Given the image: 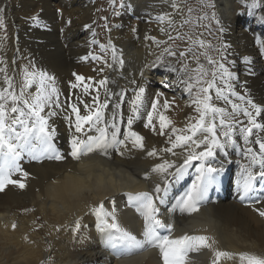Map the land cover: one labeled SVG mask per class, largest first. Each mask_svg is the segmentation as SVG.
Here are the masks:
<instances>
[{
  "label": "snow or ice",
  "instance_id": "6c2138e0",
  "mask_svg": "<svg viewBox=\"0 0 264 264\" xmlns=\"http://www.w3.org/2000/svg\"><path fill=\"white\" fill-rule=\"evenodd\" d=\"M161 2L172 9L155 17L158 24L165 25L159 31L167 39L158 40L154 36L146 39L152 40L158 48L169 45V42L175 45L178 40L186 42L188 47L178 50L177 45V50H174L171 45L166 46L154 61L145 64L140 72L142 79L145 71L164 68L175 74V81L162 80L160 89L147 101L145 87L138 86L134 99L128 102L129 114L126 116L121 111L126 89L112 91L108 87L110 78L104 75L106 71L122 75L125 63L122 52L118 51L111 38L107 44L92 40L93 44H99L102 55L89 53L81 57L83 61L91 59L100 65L93 69L100 78H86L73 73L76 83H71L70 87L81 89V93L64 100L54 86L55 77L37 69L31 58H26L27 62L19 71L15 67L10 71L8 59L0 55V193L10 185L27 188L29 172L21 165L25 157L32 161L70 160L80 166L75 169L68 167L66 175L52 181V187L44 196L51 206L60 202L56 199L58 185L63 184L68 189L65 201L78 195L85 187L110 186L113 177L99 173L90 166L88 158L110 157L113 151L124 157L131 145V150H139L146 157L159 160L142 176L144 181L152 184L149 191L124 193L127 205L143 219V229L134 234L122 225L119 219L122 209L115 197L106 198L107 206L104 200L88 206L89 213L96 218V229L104 250L118 260H129L157 249L161 264H190V254L208 250L212 253L211 264L237 259L239 264H264V255L236 254L219 249L211 235L188 232L176 235V215L183 217L199 213L209 202L210 192L220 190L226 165L231 163L229 149L240 150L245 161L240 165L235 181L239 201L264 217V207H257L264 205V106L254 102L250 91L238 84L233 71L236 61L229 59L226 43L213 46L201 38L203 33L194 38V28L183 31L186 26L193 25L194 9L185 0ZM245 5L253 10L252 15L255 16L256 10L264 9V0H245ZM8 6L0 0V31L6 32ZM109 7L112 15L116 16L120 14L118 9H127L129 5L125 0H109ZM203 8L215 9V3H204ZM211 18L218 26L221 25L215 11ZM104 19V27L110 32L108 17ZM197 19H208V14ZM258 20L264 24V14ZM29 22L39 25V15H32ZM86 27L91 28L92 25ZM132 31L136 32V28ZM218 31L223 32V26ZM92 36H96L95 31ZM6 38L5 35L3 39ZM0 43H3L2 39ZM163 53L174 60H166ZM189 58L194 66L185 63ZM244 61L251 64L250 57H244ZM12 63L15 65L16 61ZM129 82L135 83V79ZM175 85L187 93V105L196 113L185 117L183 127H177L168 115L179 107L176 97L168 94ZM85 96L90 99L85 100ZM56 117H62L68 125L70 150L64 153L54 142L58 136ZM140 119L146 120L144 127L152 134L164 138L161 148L153 146L146 149V137L133 130L134 123ZM125 121L127 132L122 133L121 124ZM188 176L193 177L189 187L181 195L174 196L173 189ZM53 228L56 232L61 231L59 226L53 225ZM12 229H16L15 223ZM80 229L81 218L77 217L70 230L77 233ZM41 264H55V260L49 256Z\"/></svg>",
  "mask_w": 264,
  "mask_h": 264
},
{
  "label": "bare ground",
  "instance_id": "6f19581e",
  "mask_svg": "<svg viewBox=\"0 0 264 264\" xmlns=\"http://www.w3.org/2000/svg\"><path fill=\"white\" fill-rule=\"evenodd\" d=\"M4 2L10 5L6 9L5 17L9 31L6 39H3L5 36L0 35V39L3 40V43H0V49L3 50L0 55L8 59L10 71L13 67L19 71L27 62L26 58H31L37 69L55 77L54 86L59 89L62 100L81 93V89L70 87L71 83H76L73 73L86 78H100L93 70L100 65L91 59L88 61L81 59L89 53L102 55L99 44L92 43L93 39L107 44L108 39L111 38L118 51L122 52L125 62L121 70L122 75L110 71H106L104 75L109 76L108 87L112 91L126 89L125 102L121 108L125 116L129 114L128 102L134 99L138 86L145 87L147 101L160 89L162 80L175 81V74L168 73L164 68L145 71L144 79L140 76L145 64L154 61L164 47L171 45L169 42V45H161L158 48L152 40L146 39L147 36H154L158 40L167 39V36L159 31L160 27L165 25L158 24L155 17L157 14H163L164 11L171 12L172 9L161 0H125L129 7L118 9L120 14L116 16L104 14L109 0L104 2L103 0H4ZM209 2L215 3V9L203 8V4ZM241 3L242 1L239 0H194L192 4L186 3L194 9L193 25L186 26L183 31L194 28V38L203 33L201 38L213 46L226 43L229 59L236 61L233 71L237 76L238 84L250 91L254 102L264 106V48L261 47L264 45V24L258 20V17L264 14V9L256 10L257 15L252 17L247 14L248 8L242 7ZM213 11L221 22L218 26L214 20L217 34L215 38L211 37L209 27V22L213 21L211 18ZM205 13L208 14V19H197ZM36 14L41 21L39 25L29 22V18ZM185 15H187L186 7ZM105 17H108L110 32L104 27ZM89 24L92 25L91 28L86 27ZM220 26H223V32L218 31ZM133 28H136V32L132 31ZM93 31L96 33L95 37L92 36ZM177 45L178 50H186L188 47L183 41H177L171 46L177 50ZM108 55L110 57V52ZM163 55L168 61L174 60L167 53ZM246 56L251 58V64L244 61ZM13 60L16 61L15 65L12 63ZM185 63L192 64L191 58ZM176 66L180 67V65ZM133 79L135 83H130L129 81ZM237 90L244 94L241 88ZM168 94L170 97L174 95L179 105L168 115L175 121L177 127H183L186 116L196 115L194 109L187 105L188 95L178 85L169 90ZM84 98L90 99L87 96ZM109 107L111 108V104ZM68 111L70 112V109ZM54 119L58 132L56 140L66 148V142L70 139L68 125L62 117ZM145 123V119L137 120L133 130L146 137V149L153 146L157 149L161 148L164 138L152 134L144 127ZM126 128L125 121L121 124V132L126 133ZM240 143L242 144V138ZM256 147L258 149V146ZM129 149L124 157L113 151L110 157L91 156L88 162L99 173H107L113 177L115 187L106 198L117 199L119 208L122 209L119 214L120 222L134 234H138L143 229V219L127 205V197L124 193L149 191L152 184L150 181H144L142 176L159 160L148 158L139 150H131V145ZM67 151L69 150L62 152ZM229 151L231 152L229 160L237 164V168L233 170L232 196L223 197L222 191H217L213 195L211 191L209 202L200 209L199 213L183 217L177 214L176 235H181L183 232L207 234L216 239V247L221 250L236 254L249 252L264 255V217H260L257 212L239 201L235 191V181L240 172V165L245 161L242 155H232L236 150L229 149ZM231 163L226 165V173ZM21 165L29 172L27 188L19 189L10 185L0 193V264H41L49 256L54 258L55 264H161L157 249H151L129 260H118L103 249L100 234L96 229V218L89 213L88 206L97 205L101 200H104L107 206L106 198L98 200L89 198L86 205H80L78 209L71 211H66L61 202L51 206L44 199L56 177L66 175L68 167L74 169L80 167L75 162L47 159L32 161L25 157ZM192 178V176L186 177L173 189V195H181L191 184ZM257 207L261 208L264 205ZM28 209L35 211H26ZM77 217L81 218V229L73 233L70 229L74 226ZM13 223L16 224L15 230L12 229ZM53 225L59 226L61 231L56 232ZM211 260L212 253L208 250L190 254V264H211ZM222 264H239V261L238 259L222 261Z\"/></svg>",
  "mask_w": 264,
  "mask_h": 264
},
{
  "label": "rangeland",
  "instance_id": "374dc122",
  "mask_svg": "<svg viewBox=\"0 0 264 264\" xmlns=\"http://www.w3.org/2000/svg\"><path fill=\"white\" fill-rule=\"evenodd\" d=\"M104 1H106V0H103V2ZM240 1H242V3H243V5H242V3H241V6L242 7H245V8H248L247 10L244 8V10H246L247 11V14L248 15H250V16H252L253 17V15H252V9H250L249 7H247L246 5H245V0H239V2ZM194 2V0H185V3H193ZM112 9L109 7V2H108V4L106 5V8H105V12H104V14L105 15H108V16H112ZM251 11V12H250ZM110 13V14H109ZM256 15H257V13H256ZM214 20L213 21H211V22H209V27H210V33H211V37H216L217 36V34L215 33V29H214ZM6 24V23H5ZM9 31V29H8V26L6 25V32L5 31H0V35L1 36H5V35H7L8 32ZM212 38H210V40H211ZM177 42V41H176ZM178 42H179V40H178ZM180 42H182V41H180ZM181 44V43H180ZM126 130H127V128H126ZM54 142H56V146L58 147V150L59 151H64V150H70V146H69V143H68V141L66 142V148H64V146L62 147L61 146V144H60V142H58V140H55ZM60 148V149H59ZM63 153V152H62ZM236 153V154H235ZM232 155H235V156H240L241 155V151L240 150H236V151H234L233 152V154ZM237 168V164L235 163V162H232L231 164H230V166H229V171L225 174V178L223 179V182H222V185H221V188H220V190L219 191H222V196L223 197H227V198H230V196H232V191H233V180H234V172H233V170L234 169H236ZM189 181V180H188ZM186 183H187V181H186ZM213 192V195H215V192H217V191H212Z\"/></svg>",
  "mask_w": 264,
  "mask_h": 264
},
{
  "label": "clouds",
  "instance_id": "9594fccd",
  "mask_svg": "<svg viewBox=\"0 0 264 264\" xmlns=\"http://www.w3.org/2000/svg\"><path fill=\"white\" fill-rule=\"evenodd\" d=\"M114 187V184L99 188L91 186L85 187L78 195L65 201V194L68 192V189L65 185L61 184L56 186V199L63 204L66 211H71L72 209H78L80 205H86L89 198L97 200L106 198L108 194H111Z\"/></svg>",
  "mask_w": 264,
  "mask_h": 264
}]
</instances>
